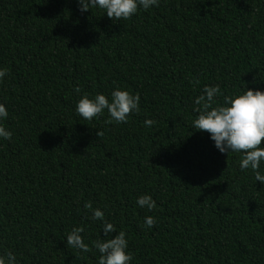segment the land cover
<instances>
[{
  "label": "trees",
  "instance_id": "1",
  "mask_svg": "<svg viewBox=\"0 0 264 264\" xmlns=\"http://www.w3.org/2000/svg\"><path fill=\"white\" fill-rule=\"evenodd\" d=\"M0 264H264V0H0Z\"/></svg>",
  "mask_w": 264,
  "mask_h": 264
}]
</instances>
